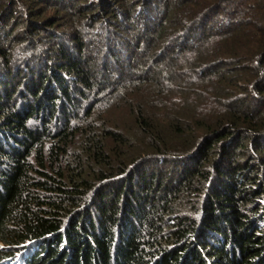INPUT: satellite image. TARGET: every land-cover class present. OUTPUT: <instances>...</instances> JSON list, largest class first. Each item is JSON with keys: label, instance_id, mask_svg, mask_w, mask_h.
<instances>
[{"label": "trees", "instance_id": "1", "mask_svg": "<svg viewBox=\"0 0 264 264\" xmlns=\"http://www.w3.org/2000/svg\"><path fill=\"white\" fill-rule=\"evenodd\" d=\"M63 1L0 0V264H264V0Z\"/></svg>", "mask_w": 264, "mask_h": 264}, {"label": "rangeland", "instance_id": "2", "mask_svg": "<svg viewBox=\"0 0 264 264\" xmlns=\"http://www.w3.org/2000/svg\"><path fill=\"white\" fill-rule=\"evenodd\" d=\"M86 1V0H85ZM88 1H90V0H87L86 2H83V3H86V4H90V2H88ZM91 1H93V4L91 5V9H90V11L91 12H94L96 9L95 8H97V6H95V3H96V1L97 0H91ZM100 1H102V0H100ZM112 1V0H111ZM115 1H117V0H113V2H115ZM118 1H120V0H118ZM161 1V0H160ZM124 2H127V0H125ZM128 8L129 9H131V10H133V9H137L138 7H139V5H140V0H128ZM61 4H63V3H66L64 6H66L67 4H68V1L67 0H65V1H63V2H60ZM30 4H32V3H30ZM56 4H59V3H57V2H53V4H49V5H46V4H36L35 3V5H33V8L35 9V10H37V11H40L39 13L41 14L39 17H36V18H33V21H35V22H43V21H46L45 19H47V18H50V17H55V15L57 14V13H59L56 9H54V8H52L54 5H56ZM61 4H59V5H61ZM127 5V4H126ZM62 13V12H61ZM27 19H29V20H31V18L29 17V18H27ZM22 21V20H21ZM26 21V20H25ZM136 21H138V20H136ZM133 22L134 24H135V28H136V33H140V29H141V26H142V24H140V23H138V22ZM22 23L24 24V21H22ZM23 27V26H22ZM55 27H52V29H54ZM138 30V31H137ZM125 32V31H124ZM85 33H89V32H85ZM42 36H43V34H41ZM44 37H46L45 39L46 40H48L49 41V43H53L52 42V40L53 39H50V38H47V37H49V36H47V34H45L44 33ZM86 38H85V40H87V39H89V40H95L96 38H95V36H93V34H85L84 35ZM134 36V34L133 35H131V37H133ZM90 45V44H89ZM52 47H53V44H52ZM86 48H87V45L84 47V52H83V55L86 53ZM94 52H96L95 50H93ZM101 57H102V55H101V53H95V56H93V58H92V60H91V62H89L90 64H89V66H88V69H90L91 71H92V76H93V78L96 80L97 79V77L99 76L98 75V69H99V67H100V60H101ZM40 63H41V61H40ZM41 65V64H40ZM137 66V65H136ZM136 66H134V69H135V67ZM138 67V66H137ZM136 67V70H138L139 69V67L137 68ZM84 103H87V101L86 102H84ZM83 103V104H84ZM59 124H61L60 122H59ZM53 127V128H52ZM57 127H59L58 125H57V123H53V126H51V129L52 130H55V129H57Z\"/></svg>", "mask_w": 264, "mask_h": 264}]
</instances>
